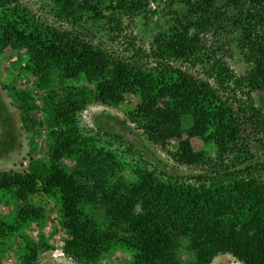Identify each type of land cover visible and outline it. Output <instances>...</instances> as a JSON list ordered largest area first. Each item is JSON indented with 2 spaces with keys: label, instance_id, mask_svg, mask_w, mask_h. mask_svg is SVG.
<instances>
[{
  "label": "trees",
  "instance_id": "1",
  "mask_svg": "<svg viewBox=\"0 0 264 264\" xmlns=\"http://www.w3.org/2000/svg\"><path fill=\"white\" fill-rule=\"evenodd\" d=\"M42 1L70 28L23 15L11 6L15 0H0V51L24 49L26 69L41 87L52 88L45 99L48 160L0 171V191L24 203L16 222H0L2 239H21V264H34L40 249L51 247L44 235L35 241L20 232L47 218L45 208L30 203L38 193L58 203L63 251L85 264L117 249L132 252L131 264H212L222 253L242 264H264V180L251 171L262 163L253 139L264 146V108L257 99L264 96V0H180L184 10L172 12L150 50L133 35L131 56L109 51L91 34L107 29L106 22L110 32L122 33L120 15L144 14L148 0ZM226 47L241 54L244 73L222 55ZM129 95L139 98L129 120L163 149L177 140L178 148L168 150L174 159L203 169L194 181L144 163L130 168L133 180L116 177L123 169L117 154L81 131L78 114L88 105H118ZM19 96L27 123L35 100L26 91ZM194 138L206 150L195 149ZM66 158L74 167L64 165ZM184 242L193 255L188 260L178 256Z\"/></svg>",
  "mask_w": 264,
  "mask_h": 264
},
{
  "label": "rangeland",
  "instance_id": "2",
  "mask_svg": "<svg viewBox=\"0 0 264 264\" xmlns=\"http://www.w3.org/2000/svg\"><path fill=\"white\" fill-rule=\"evenodd\" d=\"M144 14L135 17L121 14L124 28L122 33L110 32L111 24L106 22L107 29H97L91 38L111 52L122 56H131L134 48L128 44L133 35L137 36L136 44L150 50L151 42L159 30L168 27L172 12L183 11L184 5L180 0H148ZM18 12L31 18H39L48 24L61 28H70L58 20L49 5L42 0H15L11 5ZM1 12V10H0ZM119 34L120 37H117ZM223 56L238 73H244L247 65L241 54L231 47L221 50ZM29 55L22 48H7L0 51V171H22L31 160H48V141H50V120L45 99L52 90L41 87L39 78L26 69ZM149 64L153 65L151 61ZM194 71V70H193ZM200 71V70H197ZM26 91L35 100L36 109L26 123L20 110V94ZM62 92L61 88H57ZM258 104L264 108V96L258 97ZM139 103V98L129 95L125 102L118 105L92 103L78 114V124L81 131L100 146L117 154L123 169L117 170V176H125L129 180L134 177L129 171L131 167L146 164L152 168L165 170L167 174L180 175L194 181V176L203 169L177 162L168 150L175 151L178 141L172 140L167 149L152 143L142 130L128 118V113ZM101 120V121H100ZM102 123L109 131L100 128ZM116 133L122 136L118 137ZM193 144L197 150H206L201 139L194 138ZM253 152L259 165H252L251 171L264 180V146L253 139ZM208 151V150H207ZM212 156H214L213 149ZM255 162V161H254ZM254 162H252L254 164ZM63 163L72 168L75 162L66 158ZM116 182V178H115ZM30 203L36 207H43L47 218L22 227V233L38 241L42 235L51 246L41 248L34 264H85L68 256L63 251L66 231L61 225L60 210L54 198L46 193H38L30 197ZM24 204L10 193L0 191V222L12 224L17 220L20 206ZM21 239L0 237V264H21L20 258L24 254ZM23 247V248H22ZM179 258L188 260L193 255L187 250L186 242L178 250ZM132 252L117 249L105 256L97 264H131ZM212 264H242L230 253L216 256Z\"/></svg>",
  "mask_w": 264,
  "mask_h": 264
}]
</instances>
